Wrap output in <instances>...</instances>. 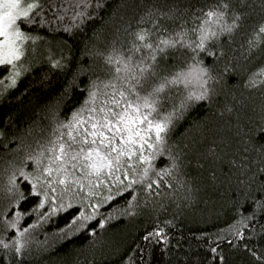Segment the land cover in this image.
<instances>
[{"label":"trees","instance_id":"obj_1","mask_svg":"<svg viewBox=\"0 0 264 264\" xmlns=\"http://www.w3.org/2000/svg\"><path fill=\"white\" fill-rule=\"evenodd\" d=\"M42 2L32 24H18L48 41L49 51L32 60L15 87H7L8 80L0 85V240L10 245L0 246V264H264V84H250L253 73L264 67V44L251 51L248 45L264 24V0H224L229 5L225 23L239 14V26L208 43L214 56H196L211 78L205 77L207 98L188 101L173 118L146 182L107 202L104 190L88 200L84 193H66L63 203L72 207L46 221L31 213L41 197L31 195L32 186L20 171L40 174L28 157L37 155L39 145L84 104L94 81L110 78L104 57L113 47L127 55L130 33L139 28L156 33L149 37L153 42L181 30L194 39L191 29L202 15L196 10L218 0H102L101 7L92 0L90 18L83 23L74 25L71 12L60 21L71 31L49 23L55 19L53 5ZM193 55L179 46L170 49L167 59H159L160 77L187 71ZM8 70L0 68V79ZM186 91L202 89L192 84L166 93L160 116L179 105ZM166 167L171 175L148 191L147 183L159 180L156 172ZM37 190L43 193L44 186L38 183ZM96 203L94 219L82 221L78 232L63 239L58 235L80 211L91 215ZM17 213L18 233L30 229L20 237L25 247L19 255L13 245L18 234L10 225ZM156 231L161 235L144 239Z\"/></svg>","mask_w":264,"mask_h":264},{"label":"snow or ice","instance_id":"obj_2","mask_svg":"<svg viewBox=\"0 0 264 264\" xmlns=\"http://www.w3.org/2000/svg\"><path fill=\"white\" fill-rule=\"evenodd\" d=\"M48 2L53 5L52 11L55 13V19L51 22L64 20L69 12L70 19L76 26L90 18L87 8L92 0ZM101 6L102 0H96V7ZM43 7L42 0H0V68H9V74L0 79V85L5 80H10L7 87H15L21 75L17 62L24 55L23 42L30 37L21 30L18 22L32 24L35 17L41 14L36 10H43ZM228 7L224 0H218V3L207 10L197 9L202 15L196 17L199 23L191 29L195 34L194 39L188 37L187 31L181 30L175 37L160 36L153 42L149 37L156 33L139 28L130 33L133 40L127 49V55L113 47L112 52L104 57L110 78H98L94 81L84 104L66 122L60 123L53 130L49 140L39 145L37 155L28 157L36 164L40 174L32 177L30 173L25 174L22 169L20 171L32 186L31 195L41 197L31 213H38L40 220L46 221L72 207L71 203H63L66 193H84L83 199L88 200L101 196V190H104L108 194L102 200L107 202L133 189L134 185L146 182L153 169V160L157 155H162L165 134L173 118L182 114L188 101L207 98L208 89L205 85L211 78L208 77L207 69L200 66L203 62L196 60V56L199 53L214 56L215 53L209 50L208 43L225 32H233L239 26V14H233L230 24L225 23ZM170 11L174 12L175 9ZM161 15L168 16L169 13ZM65 30L71 31L70 28ZM261 44H264V24L259 25L248 40L249 51ZM178 46L194 54L193 66L187 71L180 69L160 77L159 59H167L168 51ZM140 53L143 54L137 58ZM260 77H264V67L253 73L250 78L251 86L264 84V79ZM192 84L198 85L202 91L199 94L190 91L179 105H173V110L167 116L161 117V108L168 98L165 94L173 89L179 90L180 86L187 89ZM148 88L150 91H145ZM141 165H146L142 174ZM168 175H171V171L167 167L156 172L159 180L153 179L147 183L146 189L152 191L154 185L155 188H160L159 181ZM38 183L44 186L43 193L37 190ZM20 197L27 198L23 193ZM135 199L132 196L128 202L130 207ZM91 207V215L80 211L59 230L58 235L63 239L66 234L78 232L82 221L94 219L99 203L92 204ZM19 220L20 213H17L16 222L11 227L16 228ZM35 226L33 224L29 227ZM100 227H104V224L101 223ZM28 231L25 228L13 241L18 255L25 247L20 237ZM160 235L161 232L156 231L149 233L144 239ZM0 246L10 247L3 240H0Z\"/></svg>","mask_w":264,"mask_h":264},{"label":"rangeland","instance_id":"obj_3","mask_svg":"<svg viewBox=\"0 0 264 264\" xmlns=\"http://www.w3.org/2000/svg\"><path fill=\"white\" fill-rule=\"evenodd\" d=\"M69 14H70V12L65 16V18H68ZM42 21L43 20H39V23H42ZM60 21H62V20H55V22H51L50 21L49 23H52V24L53 23L54 24L57 23V26L55 27L56 29H60V30L66 31L65 29H67V28L64 27L63 26V22H60ZM43 24H45V21H43ZM46 25L48 26V24H46ZM25 34L28 35L30 37V39H28V40L23 42L24 55L21 58V60L17 62L18 70L20 71L21 75L33 63L32 60H34L36 58L38 59L39 55L43 54L42 52L44 50H46V52L49 51V46H50L48 41L45 42L41 38H39L38 36L31 35V34H28V33H25ZM46 47L48 48V50H47ZM35 55H37V56H35ZM8 74H9V70H8ZM8 83L10 84L11 81L8 80ZM188 93L189 92L186 91L184 97L182 96V97H179V98H185L188 95ZM11 224L12 223H10V225ZM13 229H14L15 234H19L18 231H17V228H13ZM29 231H30V229H29Z\"/></svg>","mask_w":264,"mask_h":264}]
</instances>
